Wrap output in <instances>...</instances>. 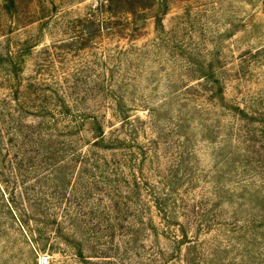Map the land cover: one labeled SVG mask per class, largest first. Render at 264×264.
<instances>
[{"label": "trees", "instance_id": "16d2710c", "mask_svg": "<svg viewBox=\"0 0 264 264\" xmlns=\"http://www.w3.org/2000/svg\"><path fill=\"white\" fill-rule=\"evenodd\" d=\"M170 4L100 0L71 40L93 42L101 35L99 17L106 14L109 22L118 16L130 19L123 27L136 32L138 19L150 12L156 27H162ZM263 52L264 46L253 57ZM18 53L8 49L0 56L8 66L4 82L10 84L0 85V264H11L24 253L31 263L20 264H39L41 255L44 264H188L182 246L191 243L187 231L192 225L202 227L204 207L191 203L185 190L151 181L144 166L153 164L154 154L127 144L135 143L139 127L128 115L124 96L107 91L108 105L90 111L83 107L88 89L73 99L75 85L63 89L53 81L54 63L62 55L45 49L46 59L23 78L13 64ZM219 81L218 138L223 132L229 143L226 151L218 144V256L229 247L247 252L251 244H264V154L251 149L256 130L250 126L264 122V97L260 111L226 103ZM105 107L119 119L108 136L98 115ZM226 114L245 125L221 129ZM86 125L90 138L82 135ZM226 203L233 211L222 219ZM149 238L153 241L147 244Z\"/></svg>", "mask_w": 264, "mask_h": 264}, {"label": "rangeland", "instance_id": "374dc122", "mask_svg": "<svg viewBox=\"0 0 264 264\" xmlns=\"http://www.w3.org/2000/svg\"><path fill=\"white\" fill-rule=\"evenodd\" d=\"M9 1L0 0V56L8 49L20 51L13 55V64L27 78L46 59L45 49L62 55L54 63L57 79L53 81L63 89L75 85L73 99L88 89L83 107L90 111L107 103V91L122 94L131 121L139 127L135 143L127 144L149 149L155 156L152 166H144L151 181L170 183L180 193L187 191L191 203L203 205V225L188 229L191 243L182 246V260L185 256L188 264H219L218 259L221 264H264V244H251L247 252L229 247L218 256L222 238L218 236V144L226 151L229 143L223 132L218 138V78L226 103L261 110L264 52L253 54L264 46V0H171L162 27H156L153 13L145 12L136 32L130 31L132 26L123 27L130 19L118 16L109 22L106 14L99 17L101 35L90 43L71 39L80 35V20L100 0ZM72 42L76 43L68 49ZM81 47L87 48L78 50ZM7 69L0 63V85H10L4 82ZM47 83L52 84L50 79ZM98 115L107 136L113 125L119 127L110 108H100ZM237 124L245 125L226 114L221 129ZM250 126L256 130L251 149L264 154L260 137L264 122ZM88 130L86 125L82 131L86 138H90ZM246 206L251 207L249 202ZM220 210L222 219L233 211L227 203ZM160 244L168 242L162 239ZM24 254L11 264L31 263ZM39 264H44L42 255Z\"/></svg>", "mask_w": 264, "mask_h": 264}]
</instances>
